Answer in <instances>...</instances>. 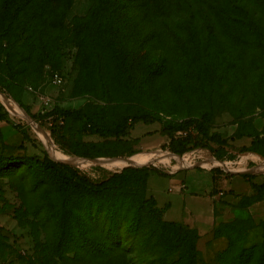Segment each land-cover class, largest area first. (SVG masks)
<instances>
[{"label": "rangeland", "instance_id": "1", "mask_svg": "<svg viewBox=\"0 0 264 264\" xmlns=\"http://www.w3.org/2000/svg\"><path fill=\"white\" fill-rule=\"evenodd\" d=\"M180 1V12L157 20L136 0H116L114 22L94 0H32L21 11H2L0 0V264H264L257 158L231 159L220 177L229 183L210 204L169 193L167 176L128 169L149 162L169 176L177 159L158 161L168 151L161 122L193 119L236 148L264 134V33L228 19L253 12L264 28V0H215L210 27L195 0ZM65 113L67 127L51 135ZM136 113L156 119L131 130L139 152L153 153L141 162L121 168L69 153L104 140L82 129L88 119L115 127ZM71 119L80 121L73 133ZM33 156L107 178L106 188L77 192L23 159Z\"/></svg>", "mask_w": 264, "mask_h": 264}, {"label": "trees", "instance_id": "2", "mask_svg": "<svg viewBox=\"0 0 264 264\" xmlns=\"http://www.w3.org/2000/svg\"><path fill=\"white\" fill-rule=\"evenodd\" d=\"M32 0H2L1 10L5 11L11 6H16L17 10H23ZM203 12L205 13L204 20L207 25L213 26V22L205 9L208 8L213 11L216 1L215 0H195ZM187 2V0H185ZM117 2L116 0H94V7L97 10H102L107 12L114 22H117ZM136 6L138 11L147 18H154L157 20L168 19L172 13H177L182 10L180 0H136ZM215 13V11H213ZM193 16V14H192ZM231 22L238 24L250 32L256 34H263L264 28L256 22V15L251 12L245 15L237 16L235 14L228 16ZM56 121L58 124L53 126L51 130V135L61 131L62 128L67 127L69 122V114L64 115L59 114L56 116ZM156 119L147 113H136L131 117L126 118L122 121L120 125L115 127L99 126L96 123L88 119L86 124L82 125V129L86 131L101 136L104 140L97 142H85L82 146L75 151H67L73 154L76 158L86 159L85 161H90L93 159L105 160L108 162H102L105 165H118L121 161H125L129 158L135 157V155L144 154V152H139L140 145L142 143L140 137H131V130L134 128L135 124L143 123L145 125L152 124ZM71 125L69 126L70 132L73 133L77 127H80V121L71 119ZM178 131H187V135L183 137H176ZM158 133L162 136H167L168 140L162 144V148L168 150L175 159H179L192 148L202 147L207 148L217 159H233L239 153H253L260 157L264 161V134L254 135L250 141V144L240 147H235L228 144L226 141L220 139L218 134H208L207 129L204 125L197 123L193 119H185L179 123H169L161 122V126ZM119 146L118 151H107L105 147ZM51 151V150H50ZM55 151V150H54ZM57 152V151H55ZM139 152V153H138ZM58 153V152H57ZM51 154L57 155L51 151ZM64 154V153H63ZM61 155V153H59ZM67 155V154H65ZM160 155L166 160L168 152L162 151ZM68 156V155H67ZM71 156V155H69ZM256 158L255 156H252ZM19 159L14 157L11 159ZM10 159V158H9ZM25 160H34L37 163L44 165L45 168L59 172L62 174L65 184L74 189L77 192H95L99 193L106 188L107 178H91L89 175L80 172V170L71 164L64 163L58 159H51L47 156L39 158L38 156L33 157H23ZM113 163V164H112ZM115 163V164H114ZM139 163V162H138ZM97 169H99L97 167ZM128 169H134L139 171H150L157 173L160 176H167L166 173H162L154 163L143 162L137 168L129 167ZM217 172V169H214ZM232 176V174H230ZM245 180L253 176V174H242ZM264 185V180L262 182ZM168 237L169 235L161 231L160 238Z\"/></svg>", "mask_w": 264, "mask_h": 264}, {"label": "crops", "instance_id": "3", "mask_svg": "<svg viewBox=\"0 0 264 264\" xmlns=\"http://www.w3.org/2000/svg\"><path fill=\"white\" fill-rule=\"evenodd\" d=\"M247 139V138H246ZM165 142V140H163ZM246 145L250 144V140H247ZM161 153V152H160ZM169 173L168 178H171L168 183L167 191L172 194H177L179 198H196L200 199L202 204L213 203L214 198H218L215 194L227 186L228 179L220 178L222 174L215 172L210 168H188L182 171H174ZM235 176L231 177L234 178ZM230 178V177H229ZM182 189H179L182 186ZM169 188L172 190L169 191ZM217 190L216 193H212L213 190Z\"/></svg>", "mask_w": 264, "mask_h": 264}, {"label": "built area", "instance_id": "4", "mask_svg": "<svg viewBox=\"0 0 264 264\" xmlns=\"http://www.w3.org/2000/svg\"><path fill=\"white\" fill-rule=\"evenodd\" d=\"M52 76H53V81L60 83L61 82V77L58 73V71H54L52 72ZM187 135V131H178L176 133V137H183ZM168 152L167 158L166 160H158V158H156V160H158L161 165H163V167H169V160L170 159H175L172 154ZM243 157V156H241ZM257 159L259 161H261V163H263L264 165V161L257 156ZM176 160V159H175ZM182 161H184L186 164L183 165ZM177 164H174V168H171L172 170L170 171V173H173L176 169H180L181 167H200V168H210V169H217L219 174H222L221 177L225 176V174H229L227 173L228 171H233L231 169H227L225 168L228 164H232L231 159H222L219 160L217 159L207 148H202V147H196V148H192L190 149L187 153L183 154L181 158H179V160H176ZM133 163L129 162L127 164H124L122 166H120L121 168H124L126 166L132 165ZM249 164V162H247L243 167V169L247 170V165ZM235 172H239V170H235ZM243 173H249V174H253L254 172H244V170L242 171ZM230 177V175H228ZM228 177V178H229ZM183 185L179 187V189H182ZM172 189L169 188V191H171ZM224 191L223 190H219L217 192V194H215L217 197L223 195Z\"/></svg>", "mask_w": 264, "mask_h": 264}, {"label": "bare ground", "instance_id": "5", "mask_svg": "<svg viewBox=\"0 0 264 264\" xmlns=\"http://www.w3.org/2000/svg\"><path fill=\"white\" fill-rule=\"evenodd\" d=\"M46 142H47V145H48V141L46 140ZM151 154H153V153H148V155H151ZM157 155H158V153H156ZM147 155V153H144V154H140V155H135V157L133 156V158L131 157V158H129V159H127V160H125V161H121L118 165H116V166H122V165H124V164H127V163H129V162H131V163H133V164H135V163H138V162H141V160L143 159V158H145V157H147L148 156ZM247 156H255L256 158H257V155H255V154H253V153H249V154H246V155H244L243 157L245 158V157H247ZM67 157V156H66ZM163 158V157H162ZM250 158V157H249ZM72 160V159H71ZM81 160H86V159H81ZM80 160V161H81ZM147 160V159H146ZM163 160L165 161V159L163 158ZM90 161H95V162H106L105 160H98V159H93V160H90ZM89 161V162H90ZM82 162H87V161H82ZM108 162V161H107ZM182 164L184 165L185 164V162L184 161H182ZM113 166V165H112ZM264 167V166H263ZM261 168V167H260Z\"/></svg>", "mask_w": 264, "mask_h": 264}, {"label": "water", "instance_id": "6", "mask_svg": "<svg viewBox=\"0 0 264 264\" xmlns=\"http://www.w3.org/2000/svg\"><path fill=\"white\" fill-rule=\"evenodd\" d=\"M130 166V165H129Z\"/></svg>", "mask_w": 264, "mask_h": 264}]
</instances>
